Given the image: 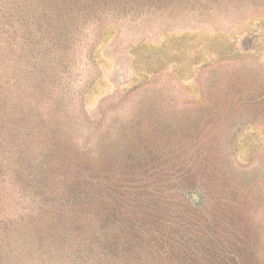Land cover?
Here are the masks:
<instances>
[{
	"label": "rangeland",
	"instance_id": "rangeland-1",
	"mask_svg": "<svg viewBox=\"0 0 264 264\" xmlns=\"http://www.w3.org/2000/svg\"><path fill=\"white\" fill-rule=\"evenodd\" d=\"M0 264H264V0H0Z\"/></svg>",
	"mask_w": 264,
	"mask_h": 264
}]
</instances>
